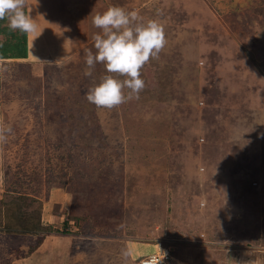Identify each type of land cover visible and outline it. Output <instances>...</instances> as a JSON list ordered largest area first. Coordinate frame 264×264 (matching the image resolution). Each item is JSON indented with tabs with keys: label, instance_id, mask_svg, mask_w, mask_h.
I'll use <instances>...</instances> for the list:
<instances>
[{
	"label": "rangeland",
	"instance_id": "374dc122",
	"mask_svg": "<svg viewBox=\"0 0 264 264\" xmlns=\"http://www.w3.org/2000/svg\"><path fill=\"white\" fill-rule=\"evenodd\" d=\"M114 5L167 44L139 98L109 110L86 99L104 65L84 73ZM25 10L28 57L0 59V264H264V0Z\"/></svg>",
	"mask_w": 264,
	"mask_h": 264
},
{
	"label": "clouds",
	"instance_id": "9594fccd",
	"mask_svg": "<svg viewBox=\"0 0 264 264\" xmlns=\"http://www.w3.org/2000/svg\"><path fill=\"white\" fill-rule=\"evenodd\" d=\"M27 0H0V20L7 18L8 27L21 33L37 29L32 15L26 12ZM93 26L101 32L94 34L96 53L88 50L85 76H92L97 64L106 69L94 87L86 94L89 103L97 108L113 109L132 99H138L146 82L141 77L142 68L157 59L167 44L165 28L158 20L144 21L140 14L114 5L92 19ZM118 77H124L120 79ZM129 90L125 94L124 90ZM10 126L0 123V142L7 140Z\"/></svg>",
	"mask_w": 264,
	"mask_h": 264
},
{
	"label": "trees",
	"instance_id": "16d2710c",
	"mask_svg": "<svg viewBox=\"0 0 264 264\" xmlns=\"http://www.w3.org/2000/svg\"><path fill=\"white\" fill-rule=\"evenodd\" d=\"M0 34L5 36L6 39L5 42H0V59L28 57V33H21L19 30H11L8 27L7 18H5V20H0ZM31 223H35V226L39 227V222ZM42 227H44L43 224ZM10 228L11 227L7 230L9 233L13 232Z\"/></svg>",
	"mask_w": 264,
	"mask_h": 264
},
{
	"label": "built area",
	"instance_id": "2783aa9c",
	"mask_svg": "<svg viewBox=\"0 0 264 264\" xmlns=\"http://www.w3.org/2000/svg\"><path fill=\"white\" fill-rule=\"evenodd\" d=\"M164 256L159 254L149 255L147 259L143 261V264H162V259Z\"/></svg>",
	"mask_w": 264,
	"mask_h": 264
}]
</instances>
